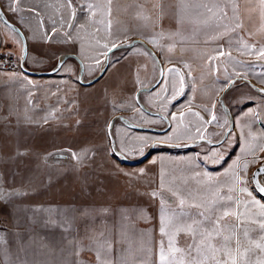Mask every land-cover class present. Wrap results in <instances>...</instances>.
I'll use <instances>...</instances> for the list:
<instances>
[{
    "label": "crops",
    "instance_id": "0c3cea01",
    "mask_svg": "<svg viewBox=\"0 0 264 264\" xmlns=\"http://www.w3.org/2000/svg\"><path fill=\"white\" fill-rule=\"evenodd\" d=\"M0 3L8 18L27 37L26 64L33 70L54 67L57 50L76 49L85 60H91L95 56L93 51L108 50L141 37L162 51L164 78L169 79L168 88L174 92L179 89L189 92L190 82L201 78L202 82H215L214 89L202 91L207 95L211 92L208 97H215L218 102L222 89L237 75L247 76L264 87V0H0ZM0 38V49L14 59L20 58L21 37L1 18ZM186 49L202 50V58L183 60L178 51L185 54ZM13 64L0 63V127H7V120L15 118L17 107L18 116L22 113L21 118L30 124L41 121L39 116L43 114L44 119L48 114L51 119L62 118L64 79L70 82L67 87L70 93L74 89L69 77L71 65L66 63L53 75L35 76L22 68H13ZM147 65L137 70L134 81L148 80L145 71L152 69L148 70ZM120 68L114 69L119 78L128 72V67ZM60 73L67 76L59 77ZM223 81L224 86L215 92L217 84ZM36 89L37 103L27 110L28 114L23 113L19 104L22 101V106L27 104ZM230 91L225 98L235 124L227 139L217 146L202 144V162L195 155V168L172 162L163 171L170 176L161 188L173 195L182 208L168 199L167 206L159 211L160 196L151 192L130 203L88 198L86 201L76 198L74 202L67 194L78 195L75 186H55L51 190L41 185L8 184L5 189L0 188V254L4 264H159L160 242L170 236L181 241L179 236L184 235L176 234L168 226L169 218L178 215L176 210L207 213L213 209L217 215L220 206H224L238 212L235 210L238 203L229 205L227 196L249 197L252 186L247 184V177L264 159V94L241 81ZM215 112L216 107L213 103L210 106L207 99L202 105V136L213 140L222 134L214 137L217 131H211L210 127L219 129L226 121V115L220 121ZM59 173L54 176L56 182ZM161 175L159 170L156 177ZM26 176L37 178L36 174ZM180 179L185 184H180ZM253 189L250 192L264 200ZM37 194L38 198L31 199ZM32 210L39 212L34 214ZM162 215L168 235L160 232Z\"/></svg>",
    "mask_w": 264,
    "mask_h": 264
},
{
    "label": "rangeland",
    "instance_id": "374dc122",
    "mask_svg": "<svg viewBox=\"0 0 264 264\" xmlns=\"http://www.w3.org/2000/svg\"><path fill=\"white\" fill-rule=\"evenodd\" d=\"M105 51H93L95 56L88 62L91 73L97 70V64L104 57ZM184 51L185 54L182 51H178V53H182L180 56L185 61H192L193 59L198 61L202 58V53H200L202 50L200 49H186ZM56 52L61 51L57 50ZM158 53L163 58L162 51H158ZM121 57L126 58L125 61H115ZM19 61L20 58L14 59L13 68H21ZM66 63L71 65L72 68L73 63L71 60ZM145 64H148V70L152 69V72L145 71V74L149 75L148 80L134 81L137 70L140 67L145 69ZM156 65L152 55L143 45L137 43L133 47L114 51L108 71L101 80L93 85L87 87L81 85L71 73L69 77L72 79L74 89L70 93L67 89L70 82L64 79L62 118L51 119L50 114H48V118L44 119L43 114L41 117L39 116L41 121L32 122L31 124L35 125H31L21 118L22 113L18 116L19 110L17 107V116L12 117V121L7 120L9 124L7 127L6 125L0 127V188L5 189L8 184H19L32 187H35L34 185L47 186L52 190L55 186L65 187L71 185L79 190L78 195L77 193L67 194L70 196L69 200H74V202H76V198L82 201H86L88 198V200L95 201H116L117 203L121 200L130 203L140 200L143 196L150 195L151 192L153 194L158 193L160 196L158 200L159 211H163L167 206L168 199L171 200L170 202L174 201L175 207H180L179 202L176 204V198L164 188H161L162 182L166 181L168 175L170 176L169 172L163 173V171L172 162L185 163L190 168H195V155L202 162V144L206 143L179 150L157 146L152 155L145 161L131 165L124 163L113 153L108 135L109 120L116 113H122L138 124L156 127H161L164 124L158 116L150 115L142 110L135 100L136 90L140 86H145L144 84L147 81L149 84L156 79L158 74ZM116 67L123 69L128 67V72L125 71L120 77L123 80H120L117 70L114 71ZM135 67H137L136 70ZM61 75L63 74L60 73L59 77ZM168 80L163 78L158 87L152 91L142 93L141 97L151 108L170 116L173 122L170 131L156 133L135 130L127 127L120 120H117L114 124L113 131L118 147L130 158L141 156L148 149L151 142L156 139L174 141L173 139H190L198 134L202 136V121H204L202 119V105L207 99L210 106L213 103V106L216 107L214 116L218 117V120L226 115H223L217 99L208 97L211 92H207L209 93L207 95L202 91V88L203 90L214 89L213 84L215 82H202L201 78H198L197 81L193 79L190 82V90L186 93L185 90L181 91V89L177 92L170 90ZM30 85H32V88L35 87L34 84ZM223 86L224 81L218 83V89L215 92H218ZM37 92L38 89L31 94L32 98L28 99L27 104L24 103L22 106L23 101L19 104V109L21 107L23 113L28 114L27 110H31L29 108L37 103V97H35L38 96L36 95ZM228 94H231L230 90ZM44 106L45 103H42L41 108H44ZM176 108H181V110L178 111ZM197 113L199 115H196ZM228 124L229 120L226 116V121L221 123V128L210 127L211 131H217L213 136L217 137L223 134ZM55 162L58 165L54 164ZM197 164L199 163L197 162ZM258 165H264V159ZM159 170L162 175L156 177ZM253 170L247 177V184L254 188L252 182ZM58 173L60 177H57L56 182L54 176ZM35 174L37 178L28 179L26 176ZM260 181L264 185V173L260 174ZM180 184H185L182 179H180ZM252 187L251 189H253ZM146 193L148 194L146 195ZM38 195L40 196V194L32 195L31 199L38 198ZM48 195L50 194L48 193ZM52 197H54V194ZM227 198L229 199V205L238 203V209L235 210L239 211L228 208L227 210L235 212L237 215L242 213L247 226L254 229V231L249 232V239L252 243H245L246 247L251 248L246 256L247 264H258V262L264 261V252L255 247L257 242L264 243L260 240V236L264 233L259 231L258 224L252 223V220L258 221L261 219L260 213L264 209L260 208V203H264V200H261L256 193H252V196L247 198L245 195L242 197L233 195L232 197L227 196ZM253 198L259 203L254 204L252 202ZM40 208L42 212L45 211L43 207ZM32 211L34 214L39 212L38 210ZM69 211L71 210L69 209ZM181 212L183 211L176 210L175 214ZM217 212V215L221 214V210ZM81 217H83L82 213ZM101 220L103 221V219ZM222 223L236 224L238 223L237 217L229 215ZM34 230L37 232L38 227H35ZM179 237L181 241L173 240L175 247L185 248L188 243H191V239L185 234ZM164 240V248L167 249V251L165 250L166 256L170 258L171 255H175L179 259L181 254L171 252L168 248L169 238H164ZM0 264H4L1 254Z\"/></svg>",
    "mask_w": 264,
    "mask_h": 264
},
{
    "label": "water",
    "instance_id": "95a60500",
    "mask_svg": "<svg viewBox=\"0 0 264 264\" xmlns=\"http://www.w3.org/2000/svg\"><path fill=\"white\" fill-rule=\"evenodd\" d=\"M0 11L3 12V16L0 17L2 19V21H4L8 26H10L13 30H15L21 37L22 52H21L19 63H20V67L22 68V70L24 72L30 74V75L42 76V75L56 74L68 58L76 57L80 63V66H81L79 81L82 84L91 85V84H94L97 81H99L105 75L108 67L110 66L111 54L116 50L124 49V48H130V47H133L135 44L139 43V44L143 45L145 47V49L152 55V57L155 59L156 64L159 68L158 75L153 82H151L148 85L141 86L136 90L135 100H136L138 106L142 110H144L146 113L153 115V116H160V117L164 118L167 122V125L163 128H159V127L152 126V125L138 124L122 113L114 114L110 118L109 123H108V135L110 138L111 149H112L113 153L119 159H121L124 163H127V164L135 165V164L142 163L143 161H145L147 158H149L152 155V153L155 151V148L157 146H164V147H168L171 149L179 150V149L192 148V147H194L200 143H206V144H209L211 146H217V145L222 144L227 139L229 133L233 130L234 124H235L233 112H232L231 108L229 107V105L227 104L226 99H225L227 92L236 86L237 81H241V82L248 83L257 92L264 94V87L258 85L256 82H254L251 78H249L247 76L237 75V76L233 77L229 81V83L226 84V86L222 89V91L218 95V102L222 106V109L224 110V112H225V114L229 120V124H228L227 128L224 130L223 134L221 135V137L219 139L213 140V139H211L209 137H205V136L198 137L196 139L186 141V142H176V141H167V140H163V139H156V140L151 142L148 149L141 156H139L138 158H130L118 147L117 140H116V137H115V134L113 131L114 124L117 120L122 121L126 126L132 128V129L140 130V131H150V132H156V133H165L170 129V126H171V120L165 113L151 108L149 105H147L142 100V97H141L142 93L152 91L156 87H158L164 78V69H165L164 63H163V60H162L160 54L158 53V51L154 47H152L150 45V43H148L145 39H143L141 37L133 38L132 40L125 42V43H118V44L112 46L110 49L107 50L99 73L87 81L84 80V78L82 76L83 70H84V63H83L82 59L80 57H78L76 54H73L71 52H65V53L61 54L57 60L56 65L49 70H45V71L33 70V69H30L26 64V59L28 56V41H27V37H26L24 31L20 28V26H18L16 23H14L13 21H11L8 18V16L6 15L1 3H0ZM261 168H264V165H258L252 172V182H253L254 188L264 187V185L260 181V174H262V173L257 174L258 170ZM258 193L264 197V193H261V192H258Z\"/></svg>",
    "mask_w": 264,
    "mask_h": 264
},
{
    "label": "snow or ice",
    "instance_id": "6c2138e0",
    "mask_svg": "<svg viewBox=\"0 0 264 264\" xmlns=\"http://www.w3.org/2000/svg\"><path fill=\"white\" fill-rule=\"evenodd\" d=\"M2 16L3 12L0 11V17ZM259 173H264V168L259 169L257 174ZM241 191H247V189H241ZM253 191L264 193V187L254 188ZM248 195L251 197L252 192ZM252 202L259 203L255 198ZM180 204L183 205L184 201L181 200ZM260 208L264 209V203H260ZM220 209L219 215L215 214V210L209 209L207 213L204 211L181 212L169 218L168 226L174 229L176 234L183 232L191 239V243H188L185 248L175 247L172 238L169 237L170 251L181 254L177 259L175 255H171L170 258L166 256L164 244L161 241L159 264H247L246 256L251 248L246 247L245 243H252L249 232L254 229L247 226L242 213L237 215L224 206H220ZM229 215L236 216L238 223H222ZM260 216V220H252V223L258 224L259 231L264 233V211L260 213ZM160 232L162 235H168L163 215ZM260 240L264 241V235L260 236ZM255 247L264 252V243L257 242ZM258 264H264V261Z\"/></svg>",
    "mask_w": 264,
    "mask_h": 264
},
{
    "label": "flooded vegetation",
    "instance_id": "af4514ba",
    "mask_svg": "<svg viewBox=\"0 0 264 264\" xmlns=\"http://www.w3.org/2000/svg\"><path fill=\"white\" fill-rule=\"evenodd\" d=\"M65 52H71V53H73V54H76L78 57H80L81 59H82V61H83V63H84V70H83V74H82V76H83V78H84V80H89V79H91L92 77H94L95 75H97L98 73H99V71H100V69H101V66H102V64H103V60H104V57H105V54H106V52H107V50L105 51V54H104V57L102 58V60L101 61H99V63L97 64V70L96 71H94V72H92L91 73V70L89 69V60H85L84 58H83V56H82V53L80 52V51H78V50H76V49H68V50H63V51H61V52H59V53H57V56H56V59L58 60V58H59V56L61 55V54H63V53H65ZM111 57H112V54H111ZM125 59L126 58H124V57H121L120 59H117V60H115L116 62H121V61H125ZM132 59V58H131ZM57 60H56V63H57ZM68 60H71V62L73 63V65H72V76L74 75L75 76V79L81 84V85H83V86H90V85H85V84H82L80 81H79V76H80V69H81V66H80V63H79V61H78V59L76 58V57H70V58H68L67 60H66V62L68 61ZM111 61V60H110ZM132 61V60H131ZM65 62V63H66ZM64 63V64H65ZM64 64L62 65V67L64 66ZM56 65V64H55ZM61 67V68H62ZM158 67V66H157ZM60 68V69H61ZM135 70L137 69V67H135L134 68ZM60 71V70H59ZM58 71V72H59ZM90 71V72H89ZM158 72H159V68H158ZM75 73V74H74ZM158 75V74H157ZM64 76H67V75H61V77H64ZM91 85H93V84H91ZM167 115V114H166ZM168 116V115H167ZM159 118H161L162 120H163V122H164V124L161 126V127H159V128H163V127H165L166 125H167V122H166V120L164 119V118H162V117H160V116H158ZM169 118H170V116H168ZM170 120H171V126H170V129L168 130V131H170L171 129H172V127H173V122H172V119L170 118ZM122 122V121H121ZM123 123V122H122ZM128 127V126H127ZM199 129H201V128H199ZM198 129V130H199ZM167 131V132H168ZM198 137H202L200 134H198L197 136H194L193 138H190V139H173L174 141H176V142H186V141H190V140H193V139H196V138H198Z\"/></svg>",
    "mask_w": 264,
    "mask_h": 264
},
{
    "label": "built area",
    "instance_id": "2783aa9c",
    "mask_svg": "<svg viewBox=\"0 0 264 264\" xmlns=\"http://www.w3.org/2000/svg\"><path fill=\"white\" fill-rule=\"evenodd\" d=\"M13 62H14V57L10 55L7 51H2L0 49V63L4 65H10Z\"/></svg>",
    "mask_w": 264,
    "mask_h": 264
},
{
    "label": "bare ground",
    "instance_id": "6f19581e",
    "mask_svg": "<svg viewBox=\"0 0 264 264\" xmlns=\"http://www.w3.org/2000/svg\"><path fill=\"white\" fill-rule=\"evenodd\" d=\"M237 82H238V81H237ZM237 82H236V83H237Z\"/></svg>",
    "mask_w": 264,
    "mask_h": 264
}]
</instances>
